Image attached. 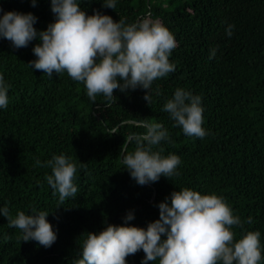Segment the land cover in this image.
<instances>
[{
  "label": "trees",
  "instance_id": "obj_1",
  "mask_svg": "<svg viewBox=\"0 0 264 264\" xmlns=\"http://www.w3.org/2000/svg\"><path fill=\"white\" fill-rule=\"evenodd\" d=\"M159 1L118 0L111 9L103 0H79L88 15L98 10L128 23L150 18L174 35L169 59L175 70L154 80L150 104L142 88L116 89L112 99L98 94L93 102L83 83L66 72L49 79L27 65L36 58L32 47L38 41L14 49L0 39V75L10 85L8 106L0 109V206L7 205L13 217L30 214L32 207L45 210L57 232L50 248L24 242L0 215V264H72L82 234L121 225L130 210L135 219L129 224L146 227L159 218L156 205L185 187L223 197L242 221V227L233 226L236 239L259 231L264 264V0ZM0 8L33 13L38 30L54 22L50 0H37L36 7L31 0H0ZM229 24L235 26L231 37L225 34ZM177 88L202 97L204 138L185 136L161 110ZM144 119L162 124L170 137L153 151L176 154L181 163L178 176L140 186L120 153L135 149L127 137L146 131ZM62 153L77 166L78 191L59 204L44 179L51 170L36 161ZM144 256L142 250L130 254L127 264H141Z\"/></svg>",
  "mask_w": 264,
  "mask_h": 264
},
{
  "label": "clouds",
  "instance_id": "obj_2",
  "mask_svg": "<svg viewBox=\"0 0 264 264\" xmlns=\"http://www.w3.org/2000/svg\"><path fill=\"white\" fill-rule=\"evenodd\" d=\"M118 0H103L104 8L115 9ZM32 7L37 0H31ZM54 22L45 30L34 25L38 17L33 13L5 11L0 8V39H6L11 47L20 49L38 41L32 52L36 57L27 65L41 70L52 79L66 72L69 77L83 83L88 98L114 97V90H147L144 97L150 104L149 90L154 80L166 77L175 70L170 62L176 48L174 35L158 20L142 18L132 23L125 18L114 21L110 15L96 10L88 15L81 9L79 0H50ZM234 25L225 28L228 37L233 35ZM216 49H210L214 58ZM10 85L0 75V109L9 103ZM174 127H180L185 136L204 138L208 133L202 127V97L184 88H177L171 99L163 105ZM140 123L146 131L128 135L127 142H135L133 151L121 150L124 169L140 185L159 181L161 176L179 175L181 159L176 154L161 155L153 146L170 139L168 131L160 123ZM136 123L122 122V124ZM37 166L50 169L45 175L52 195L58 203L75 197L78 188L74 183L77 166L65 154L52 155ZM39 183V182H38ZM159 218L146 227L130 225L135 219L130 210L121 225L107 224L99 233L85 232L72 264H127L126 257L142 250L141 264L158 261V264H260L262 247L259 231H246L235 238L233 226L242 227L241 218L233 213L223 197L201 194L190 188L173 191L156 205ZM60 208V207H59ZM0 215L8 220V227L20 230L22 241H36L50 248L57 240V232L48 221L45 210L31 208V213L18 211L9 214L7 205L0 206ZM251 218H249V222ZM7 239V235L3 236Z\"/></svg>",
  "mask_w": 264,
  "mask_h": 264
},
{
  "label": "rangeland",
  "instance_id": "obj_3",
  "mask_svg": "<svg viewBox=\"0 0 264 264\" xmlns=\"http://www.w3.org/2000/svg\"><path fill=\"white\" fill-rule=\"evenodd\" d=\"M154 1H155L156 3H158V4L160 3V1H159V0H154Z\"/></svg>",
  "mask_w": 264,
  "mask_h": 264
}]
</instances>
